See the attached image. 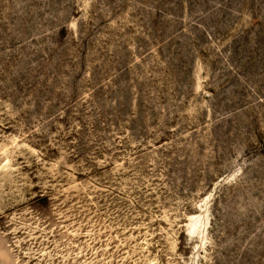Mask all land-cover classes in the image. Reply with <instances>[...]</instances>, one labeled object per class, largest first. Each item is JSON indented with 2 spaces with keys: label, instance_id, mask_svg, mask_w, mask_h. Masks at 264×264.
Returning a JSON list of instances; mask_svg holds the SVG:
<instances>
[{
  "label": "rangeland",
  "instance_id": "obj_1",
  "mask_svg": "<svg viewBox=\"0 0 264 264\" xmlns=\"http://www.w3.org/2000/svg\"><path fill=\"white\" fill-rule=\"evenodd\" d=\"M0 264H264V0H0Z\"/></svg>",
  "mask_w": 264,
  "mask_h": 264
}]
</instances>
